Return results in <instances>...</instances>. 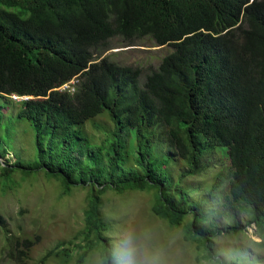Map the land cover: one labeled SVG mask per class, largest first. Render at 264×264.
Here are the masks:
<instances>
[{
    "label": "trees",
    "instance_id": "obj_1",
    "mask_svg": "<svg viewBox=\"0 0 264 264\" xmlns=\"http://www.w3.org/2000/svg\"><path fill=\"white\" fill-rule=\"evenodd\" d=\"M116 37L127 44L150 37L173 50L142 81L140 66L102 56ZM0 94L25 97L18 118L35 128L38 168L64 180L61 196L88 190L78 247L110 248L100 208L108 190H148L156 216L184 225L186 238L223 262L213 239L224 226L206 225L204 209L170 180L162 142L189 165L184 175L197 173L206 153L224 150L229 173L214 188L226 182V201L264 232V0H0ZM101 116L112 130L94 145L85 125ZM16 166L0 164L4 188ZM230 223L228 232L243 229L234 216ZM8 241V258L28 264L36 241ZM51 255L70 261L66 248ZM104 264H117L110 249Z\"/></svg>",
    "mask_w": 264,
    "mask_h": 264
},
{
    "label": "rangeland",
    "instance_id": "obj_2",
    "mask_svg": "<svg viewBox=\"0 0 264 264\" xmlns=\"http://www.w3.org/2000/svg\"><path fill=\"white\" fill-rule=\"evenodd\" d=\"M114 48L103 53L122 64L140 66L141 80L153 68H157L164 56L173 47L158 46L150 37L126 43L116 37ZM74 82V81H73ZM72 82V83H73ZM70 84L62 87L69 88ZM25 97L0 94V150L7 148L6 157H0V164L17 163L16 173L5 183H0V214L7 219V226L0 228V264H15L8 258V238L36 241L28 264H61L55 255L47 256L59 249L70 250L69 263L79 264L85 253L84 264H104V256L111 250L117 264H264V232L257 230L255 222L244 210L232 207L226 201L228 184L223 182L214 188L217 177L227 178L230 160L224 150L206 153L195 174L189 165L178 157L165 142L160 144L162 153L171 157L165 167L174 185L184 189L188 199L200 205L207 214L206 225L219 221L225 232L213 239L214 253L223 262L211 260L204 248L194 240L186 238L184 225L172 227L152 211L155 191H127L118 194L108 190L102 196V219L109 229L103 235L109 239L106 245L86 251L78 247L85 228L88 190L74 188L70 195H62L64 186L56 177L38 168L36 131L30 121L18 118L19 103ZM112 124L105 116L90 120L85 125V134L94 145L102 144ZM129 149L134 150V138L129 140ZM224 181H228L225 179ZM238 219L243 227L238 232H228L231 217ZM193 218L187 215V220ZM37 236H40L37 241ZM63 244V246H61ZM137 249L135 258L126 255L125 250ZM220 259V260H221Z\"/></svg>",
    "mask_w": 264,
    "mask_h": 264
},
{
    "label": "clouds",
    "instance_id": "obj_3",
    "mask_svg": "<svg viewBox=\"0 0 264 264\" xmlns=\"http://www.w3.org/2000/svg\"><path fill=\"white\" fill-rule=\"evenodd\" d=\"M126 255L135 258L137 256V249L135 247H131L125 250Z\"/></svg>",
    "mask_w": 264,
    "mask_h": 264
}]
</instances>
